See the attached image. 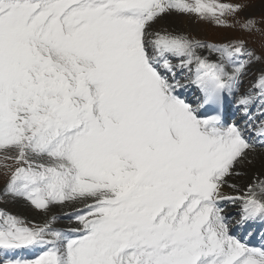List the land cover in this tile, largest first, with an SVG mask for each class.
<instances>
[{
  "label": "snow or ice",
  "instance_id": "snow-or-ice-1",
  "mask_svg": "<svg viewBox=\"0 0 264 264\" xmlns=\"http://www.w3.org/2000/svg\"><path fill=\"white\" fill-rule=\"evenodd\" d=\"M242 8L218 0H0V150L26 165L11 170L7 190L44 210L91 201L75 214L80 227L71 235L5 215L0 264H264V248L231 235L219 206L241 200L242 222L264 221V179L243 196L222 191L254 150L245 129L225 126L221 115L247 63L227 70L243 44L153 30L172 13L223 25ZM201 47L219 62L197 55ZM169 56L180 67L195 62L191 83L203 94L196 107L178 94ZM256 86L264 101V75ZM253 102L240 99L246 115ZM206 107L216 114L202 117ZM27 248L44 251L7 257Z\"/></svg>",
  "mask_w": 264,
  "mask_h": 264
},
{
  "label": "rangeland",
  "instance_id": "rangeland-1",
  "mask_svg": "<svg viewBox=\"0 0 264 264\" xmlns=\"http://www.w3.org/2000/svg\"><path fill=\"white\" fill-rule=\"evenodd\" d=\"M219 2L231 4L239 3L243 5V8L235 14L224 17V19H226V24L223 25H219L210 19H202L195 14L172 13L171 15L164 16L160 20L162 22L165 18H174L175 16L186 18L187 28L184 26L173 28L175 33L179 35L178 32H187L191 37L198 38L202 41V44L205 45H208V43H204L206 40L218 42L232 41L236 43H240L242 40L247 41L248 44L251 45L253 49H257V53H259L256 56L252 53L251 58L246 55V58L249 59L247 67H251V71H253L252 75L256 74L258 77L260 69L263 68L264 65V59L262 58L264 55V0H219ZM240 17H251L249 21H253L254 26L248 29L241 28L242 23L240 22ZM256 57H259V59H256ZM252 75L248 73L247 79L250 80ZM15 155L16 153L14 151L0 150V206L18 213L19 216L25 215L35 220L41 218V216L46 217L47 213L44 212V209H37L27 199L12 195L7 190L11 170H14L16 162L6 157H13ZM66 204H68V202L50 205L48 209L50 214L48 217L50 215H55L53 213V206H57V209H61ZM57 220L62 221L63 217L59 218L55 215V221L53 222L60 224Z\"/></svg>",
  "mask_w": 264,
  "mask_h": 264
},
{
  "label": "bare ground",
  "instance_id": "bare-ground-1",
  "mask_svg": "<svg viewBox=\"0 0 264 264\" xmlns=\"http://www.w3.org/2000/svg\"><path fill=\"white\" fill-rule=\"evenodd\" d=\"M156 26L159 27L157 29H162L163 31L166 30L168 33L176 34L173 28H177L179 26H184L185 28H187V21H186V18H183V17L182 18L178 16L177 17L175 16L174 18L168 17V18H165V20L162 22L161 20L160 21L158 20ZM201 49L202 51H206L208 47H201ZM213 57L214 55L212 56L213 60L219 62L220 54L217 55L218 58H213ZM227 70L229 72L233 71V69L229 67H227ZM233 89H235V92H232L230 94V97L234 95L233 98L235 99L237 98L236 96L237 92H240V91H238L239 88L236 90V85L234 86ZM236 171L238 172L242 171L241 173H243V175L240 177L237 175H233V176H230L229 179L227 178L228 180L233 181L235 185L234 188L233 187L230 188V186L224 187L225 191L228 193H232L231 191L233 189L235 190L248 189V186L250 184H253L256 181L255 177L259 179H264V148H255L254 150H251L248 153L247 158L242 163H239L236 166ZM85 203L86 201H81V200L69 201L68 204L63 206L61 209H57V206H53V213L59 218L64 217V216H69L71 214L70 212L72 211V209H75L76 207H80L84 205ZM57 221L60 223V226L68 227L67 220H66V223H64V220L62 221L57 220Z\"/></svg>",
  "mask_w": 264,
  "mask_h": 264
}]
</instances>
